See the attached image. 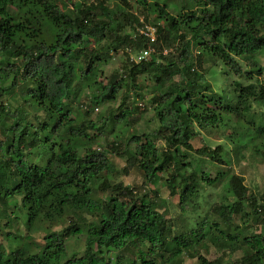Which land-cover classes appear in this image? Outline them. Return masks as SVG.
I'll list each match as a JSON object with an SVG mask.
<instances>
[{
    "label": "trees",
    "instance_id": "obj_1",
    "mask_svg": "<svg viewBox=\"0 0 264 264\" xmlns=\"http://www.w3.org/2000/svg\"><path fill=\"white\" fill-rule=\"evenodd\" d=\"M122 2L128 6L127 0ZM241 2L242 0H186L181 3L180 0H166L161 7L160 0H154L152 10L156 12L158 22H166L167 31L163 26H152L156 29L158 40L168 42L173 37L187 39L181 46V56L185 52L203 50L211 57H226L224 48L234 52L236 56L251 53L257 59L252 62L250 69H246L245 75L248 78V75L253 74L260 76L264 74V66L258 63L259 57L264 56V36L257 37L255 33L250 34L243 28L238 30L236 13L241 11ZM170 3L176 4L180 9L175 16L166 12ZM105 4L106 0H99L96 13L92 10L97 8L96 4L81 11L74 22L73 31H68L62 25H68L72 17L65 18L66 14L60 11L55 0H0V51L5 53L0 60V127L9 137L8 141L0 139V216L9 217L8 210L12 207L10 200L20 197L19 207L27 210L28 221L25 224L29 230L35 229L39 222L50 224L64 221L70 214L77 218V222L70 220L71 223L62 230L48 231L44 234V242L38 247H33L30 243L17 244L22 236L8 232L7 236L14 246L7 250L0 245V264H162V259L182 264L181 255L184 251L198 256L200 264H214L199 252L200 248L207 246L208 241L216 243L222 240L234 245L238 239L255 250L244 257L245 264H264V248L257 247L258 244L264 245V235L249 231L248 226L244 229L248 234H243L240 231L242 225L233 224L236 215H241L244 224L250 219V212L244 210L247 198L242 193H251L242 175L234 173L228 176V195L235 200L215 204L213 221L204 217L197 227L175 235H172L169 219L157 208L154 200L146 202L147 194L139 196L130 191H121L118 195L103 199L94 197L96 181L107 167H113V163L108 157L109 150L97 152L85 148V143L92 141L86 133L83 136L78 134L83 126L74 127V119L81 120L83 116L72 118L69 116L72 111L70 108H58L59 97L71 89L74 81L79 89L84 82L94 86L90 101L92 103L99 99L110 104L123 89V99L118 110H109L108 114V121L114 127L127 121L133 112L127 106L129 97L124 94L125 90L138 88L141 75H151L158 88L152 97L154 110L159 125H169L165 147H170V151L153 168V183L159 181L161 172L172 167L165 183L172 195H178L183 211L195 202L202 180L196 177V171L186 172V166L190 163L177 161L180 156L179 147H191V139L195 133L187 124L183 128L177 125L191 115L190 109L203 112L211 110L206 109L204 96L191 81L187 85L191 91L175 85L165 90V79L174 74L175 60H168L162 55L153 57L148 63L139 61L141 68L133 64L125 74L117 75L121 72L120 69L101 79L98 76L100 66L105 59L111 57L107 55V48H103L108 37L106 30L115 26L113 21L106 19L112 13ZM76 7L73 4V8ZM172 11L176 9L173 8ZM37 14H41V18L38 19ZM250 22L251 18L245 21ZM229 24L232 28L227 27ZM181 28L186 31L180 32ZM112 52H117V48L113 47ZM158 59L160 63H157ZM230 59L227 58L226 63H230ZM213 61L216 62L215 59ZM239 70L236 69L237 72ZM228 85L229 89H222L226 98L230 91L235 93L237 87H240L234 86L235 81ZM248 87L251 86H241L239 91L244 93ZM14 93H20L18 98H23L31 105L43 106L53 118L57 117L53 131L59 140L60 150L49 156L47 161L45 157L44 165L40 161H30L28 156L34 152L42 157L46 155V149L40 150L49 140L47 137L43 138L40 132L45 134L50 124L44 122L36 125L27 120V110L23 106L11 109L5 102L2 103L5 96ZM225 97L220 95L218 99L222 101ZM212 99V96L207 97L209 102ZM234 99L238 106L240 97L236 96ZM230 104L231 100L223 109L216 104V111L211 118L205 115L204 119H215L220 111L230 113ZM90 112V109H86L85 116H89ZM200 114L201 112H197V115ZM136 119H129V122ZM219 119L224 120L225 117L219 116ZM247 128L250 136L254 134L258 138L264 137V126L256 124L254 120L249 121ZM159 131L163 132V129ZM235 134L241 140L248 138L240 133ZM79 145L84 147L83 151L77 148ZM127 145L132 147V153L137 158L157 151L151 134L146 132L131 135L127 139ZM219 147L218 145L212 151H209L210 148L205 150L211 157L219 160ZM107 184L109 186L108 182ZM104 186L106 187L103 183L101 187ZM247 202L254 208L255 219L263 222L264 204H259L256 195H251ZM14 206L17 207V204ZM85 213L96 218V226L84 224L82 217ZM222 221L231 224V228L223 227ZM78 233L85 235L84 254L65 258L67 237ZM113 252L115 257L111 256ZM124 252L128 254L124 255ZM165 252L169 253L167 258Z\"/></svg>",
    "mask_w": 264,
    "mask_h": 264
},
{
    "label": "clouds",
    "instance_id": "obj_2",
    "mask_svg": "<svg viewBox=\"0 0 264 264\" xmlns=\"http://www.w3.org/2000/svg\"><path fill=\"white\" fill-rule=\"evenodd\" d=\"M55 2L59 5L60 11L66 14L65 18L72 17V21L68 25H62L68 31H73L74 22L80 16L81 11L87 10L93 4H96L97 8L92 9L96 13L99 6V0H55ZM164 2L166 0H160L161 7ZM180 2L183 3L186 0H180ZM153 3L154 0H127L128 6L126 7L122 0H106L105 6L112 13L106 19L113 21L115 26L110 30H106L108 31V37L103 47L107 48V55H112L115 59H118L123 66L121 72L117 75L127 73L128 68L133 64L137 68H141L140 59L148 63L153 57H161L162 55L168 60H175V71L171 77L165 79V90L171 89L175 85L184 88L185 91H191L187 87L191 81L198 86L199 92L204 96L206 109H211L206 112L199 109H190L191 115H188L177 126L183 128V125L187 124L189 129L196 131L202 143L210 145L209 151L215 150L216 146L219 145L217 152L219 162L213 165V175L216 171L224 174H234L237 168L242 173H249L252 177V188L249 192L251 195H256L260 203L264 204V199H261L264 196V137L253 140L245 124L254 115L258 123H264V119H261V114L264 113V74L254 76L252 79L245 75L246 69L252 65L257 57L251 53L236 56L234 52L229 51L227 48H224L226 57H211L203 50L191 53L185 52L181 56V46L186 43L187 39L179 40L173 37L168 42H164L153 35L154 29L150 27L151 25L163 26L167 31L166 22L157 21L156 12L152 10ZM73 4H76L77 7L73 8ZM173 8L176 11H172ZM179 11V7L171 3L169 8L166 9V12H169L172 16H175ZM236 17L239 21L238 30L243 28L249 31L250 34L255 33L257 37L264 36V0H242L241 11L236 13ZM37 18H41V14H37ZM249 18H251V22L245 23ZM227 27L232 28V25L229 24ZM179 31L185 32L186 30L181 28ZM141 33H143V36ZM144 45H147V47L145 48ZM113 47L117 48L115 54L112 53ZM4 55L5 53L0 51V58ZM227 58H231L230 63H226ZM18 59H22V57H18ZM213 59H215V63H213ZM160 62L158 59L157 63ZM260 66H264V60L261 61ZM237 68L240 69L239 72L236 71ZM225 73L226 75H224ZM224 80L235 81L234 86L250 85L251 87L246 88L244 93H241L239 91L240 87H237L236 92L232 93L230 91L226 98L220 87ZM209 85L210 87H205ZM136 93L140 94L139 99H137ZM213 93L225 97L224 100L217 102L221 109L224 108L225 104H229V100H231L232 111L227 114L220 111L217 118L206 120L204 116L207 115L211 118L212 113L217 108L216 104L207 101V97L213 96ZM124 94L129 97L127 101L129 104L134 102L133 107L135 105L152 106L150 104L151 94L147 89L125 90ZM158 94L162 95V92ZM85 96L87 99H85ZM236 96L240 97L238 106L237 101L234 99ZM122 99V96H118L110 104L99 99L92 103L90 102V90L86 91L84 95H80L79 85L74 81L71 89L59 97L57 105L58 108L60 106L70 108L72 111L69 116L72 118L81 116L86 109H94L91 115L83 117L81 120L74 119V127L81 128L83 126L78 134L83 136L86 133L89 140L92 141L91 143L86 142L85 148H91L99 152L105 149H117L126 142V135L123 133L116 136L111 135V124L108 121L109 110H118ZM197 112H201V114L197 115ZM219 116H224L225 119L221 120ZM138 117L139 113L132 112L129 119L132 120ZM65 127H67V123H65ZM168 128L167 123L152 126L151 136L154 147L157 149L155 153L147 154L141 158H137L135 154L127 156L129 163L126 169L110 166L105 169L103 175L107 176L109 172L112 175V179L108 182L107 195L115 196L121 191H130L135 195L138 192L151 191L152 188L159 186V182L153 183L155 180L153 168L159 162V159L170 151V147H165L163 143L168 139ZM159 129H163V132ZM235 133L247 136L248 139L242 142L240 136ZM230 134L232 135L230 136ZM186 150L181 147V151ZM204 158L206 159V156ZM196 159L201 158L196 157ZM126 175L132 176L131 181L124 179ZM163 176L164 174L161 173L160 181L163 180ZM117 177L120 179L117 180ZM237 179L240 180V177H237ZM257 181L260 183L258 191L255 187ZM242 195L247 200L251 199L249 193H242ZM246 227V224L241 226L240 231L243 234H248L244 232ZM258 234L264 235V229H261ZM257 247L264 248V245L258 244ZM232 248L235 251L225 249V251H228L226 261L229 264H243L245 255L255 251L239 239Z\"/></svg>",
    "mask_w": 264,
    "mask_h": 264
},
{
    "label": "rangeland",
    "instance_id": "obj_3",
    "mask_svg": "<svg viewBox=\"0 0 264 264\" xmlns=\"http://www.w3.org/2000/svg\"><path fill=\"white\" fill-rule=\"evenodd\" d=\"M151 28L152 25L150 26ZM105 48V47H103ZM106 49V48H105ZM117 53V52H112ZM1 60V58H0ZM258 63L261 64V61L264 60V56H260L258 59ZM214 63V61H213ZM122 68V65L118 59H115L112 55L111 57L105 59L99 69L98 76L103 79L111 75L112 73L119 71ZM250 69V67H248ZM226 75V73L224 74ZM250 79H252L256 75H248ZM140 85L138 88L140 89H147L149 93L151 94V100L150 104L151 107H147L144 105H135L133 107V104H129L127 106L132 108L133 112L139 113V117L135 121L129 122L128 120L123 122V124L114 125L110 129L111 135L116 136L120 135L121 133L126 135V142L121 144L119 148L117 149H107L109 150L108 157L113 163L114 168H120V169H126L127 165L129 163L127 156L132 155V147H129L127 145V139L136 133H149L151 134L152 126L154 124L159 125V121L157 118V115L154 110V104L152 102L153 95L157 92L158 88H156L155 81L151 77L150 74H143L139 77ZM231 81L224 80L222 84L220 85L221 89L227 90L229 89V85ZM81 89H79V94L84 95L86 91L90 90L91 96L94 92V86L91 87V85L87 82H84L80 85ZM125 90V89H124ZM224 90H222L224 92ZM19 88V92H20ZM123 93V89L119 92L118 96H121ZM139 94V93H138ZM7 95V94H6ZM20 96L19 94H12L11 96H5L2 103L5 102L7 106H9L11 109H15L18 106H23L27 112L26 117L27 120L38 125L40 123L47 122L50 124V127L46 130L45 134L40 135L43 138H48L49 141H47L42 147L40 151H44L46 155L39 156L37 154L38 152H34L32 154H29L28 158L30 161H40L42 165L45 164V161L43 160L45 157L46 161L48 160L49 156H52L53 153L59 152V140L56 136V133L53 131V128L55 124L57 123V117L54 116V118L51 116V114L47 111L46 108L40 105H31L29 102H25L23 98H18ZM137 99H139L140 94L137 95ZM215 96V97H213ZM212 96V102L215 104H218L219 101V94L213 93ZM85 99L87 97L85 96ZM141 109H143L141 111ZM91 112L94 111V109H90ZM91 112L89 115H91ZM118 112V111H117ZM151 113V115H149ZM83 117H86L84 112L82 113ZM146 117V118H145ZM261 119H264V113L261 114ZM251 120H254L257 124V120L255 118V115ZM249 120V121H251ZM249 121H246L245 124L249 125ZM130 123V124H129ZM261 126H264V123H258ZM251 127H253L251 125ZM135 129V130H133ZM235 132V130H234ZM8 133H5L4 130L0 127V139H3L5 141L9 140V137L6 136ZM252 139L255 140L258 138V136H254V134L251 135ZM255 139H254V138ZM206 139V137H205ZM248 138H245L241 140L242 142L246 141ZM165 146V141L163 142ZM56 144V145H55ZM134 146V145H133ZM218 146V145H217ZM216 146V147H217ZM181 147L187 149L186 151H181ZM80 151H83L84 147L81 145L77 146ZM205 148H210L209 144L202 143V140L199 136H197V133L195 131L192 139H191V147H185L180 146L178 150V154L180 155L179 158H177V161L183 162L185 164H189L186 166V169L188 172L196 171V177L200 180H202V185L199 187L198 196L193 203V205H190L186 211H183L179 205V197L178 195H172L170 193L169 187L166 185L165 180L168 178L171 168H167L164 170L163 173V180L160 181L159 178V186L154 187L151 189V191H145V192H138L137 194L139 196L143 194H147L145 197L146 202L153 201L157 205V208L164 212L167 216V219H169L168 224L171 225L172 228V235L175 234H181L185 233L188 230H190L193 227H197L198 224L202 222L204 217H208L209 221H213L215 219V213L213 211V207L215 204H220L225 201L233 202L235 199L228 195V188H227V178L229 174H224L220 171H216L215 175H213V165L218 163L219 160L214 159L209 155V153L206 152ZM47 152L49 155H47ZM206 156V159L204 158ZM196 157H200L201 159L197 160ZM184 170V169H183ZM160 173V174H161ZM236 174L242 175L244 177V183L247 186L248 190L252 188V177L249 173H242L239 168L235 170ZM112 179V175L109 172L107 176L102 175L98 180L96 181V190L94 193V197L97 199H103L107 196V182ZM117 180L120 178L117 177ZM125 180L131 181L132 176L126 175L124 177ZM206 179H212L213 182H206ZM105 184L103 188L101 187L102 184ZM257 191L260 188V183L257 181L255 185ZM224 197V198H223ZM227 198V200L225 199ZM17 204V207L14 205ZM21 204L20 197H15L10 200V205L12 206L9 208V217L4 216L7 218H2L3 216H0V245H3L5 249L10 250L12 246V242L10 241V237L7 236L8 232H11V234H19L21 235L22 240H18L17 244H24V243H30L33 245V247H38L39 244L43 243V237L44 234H46L50 230H62L66 225L71 223V221L77 222V218H74L73 215H68L65 217L64 221L55 222L47 224L46 222H39L36 224V228L33 230H29V228L26 226V221H28V214L27 210L22 209L19 207ZM259 204L260 201H259ZM19 207V208H18ZM260 207V205H259ZM258 207V210H260ZM10 210H15V212L12 213ZM244 210H247L250 212V219L245 224L248 226V229L251 230V232L259 233L261 229H264V221L259 222L255 219V213L254 208L252 207L251 203L247 202V200L244 201ZM17 218H15V216ZM264 217V214H263ZM71 220V221H70ZM82 220L84 224L88 226H96L97 220L95 217L85 213L82 217ZM223 227L226 229L231 228V224H226L223 222ZM240 224L244 225L243 219L241 218V215H236L233 219V224ZM67 255L65 258H68L72 255H82L85 252V235L83 233L81 234H73L67 237ZM207 246L201 247L199 252L207 259V261H213L214 264H229V262L226 261V257L228 256V251H225V249H228L229 251H235L232 246L226 244L225 241H220L216 243L207 242ZM127 252H124V255H127ZM165 257L167 258L169 256L168 252L164 253ZM247 255V254H246ZM245 255V256H246ZM111 256L115 257V252L111 254ZM181 261L182 264H200V260L198 256L192 255L189 251H184V253L181 255ZM162 264H174L168 262L166 259L161 260ZM243 264H245L243 262Z\"/></svg>",
    "mask_w": 264,
    "mask_h": 264
},
{
    "label": "built area",
    "instance_id": "obj_4",
    "mask_svg": "<svg viewBox=\"0 0 264 264\" xmlns=\"http://www.w3.org/2000/svg\"><path fill=\"white\" fill-rule=\"evenodd\" d=\"M152 29H154L153 31V35L156 36V29L153 27ZM157 38V37H156ZM146 48V47H145ZM143 59H140V61H142Z\"/></svg>",
    "mask_w": 264,
    "mask_h": 264
},
{
    "label": "bare ground",
    "instance_id": "obj_5",
    "mask_svg": "<svg viewBox=\"0 0 264 264\" xmlns=\"http://www.w3.org/2000/svg\"><path fill=\"white\" fill-rule=\"evenodd\" d=\"M152 27H154V26H152Z\"/></svg>",
    "mask_w": 264,
    "mask_h": 264
}]
</instances>
